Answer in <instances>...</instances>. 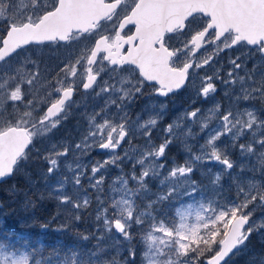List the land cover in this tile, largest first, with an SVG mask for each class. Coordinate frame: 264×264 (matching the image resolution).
Instances as JSON below:
<instances>
[{
	"label": "snow or ice",
	"instance_id": "1",
	"mask_svg": "<svg viewBox=\"0 0 264 264\" xmlns=\"http://www.w3.org/2000/svg\"><path fill=\"white\" fill-rule=\"evenodd\" d=\"M0 24V179L15 174L35 149L47 164L45 181L55 179L51 195L71 209L57 232L81 220L93 198L97 205L96 231H76L70 243L38 245L30 234L0 226V264H137L138 258L140 264H229L254 233L264 232V215L254 218L264 212V0H0ZM43 44L70 51L54 69L42 70L28 48ZM238 46H249L261 63L248 69L236 56L226 72L221 65L200 75ZM217 83L227 104L217 102L205 113L193 101L158 144L152 133L166 104L154 102L158 110L143 122L139 113L130 119L129 109L142 97L166 99L193 84L197 99L207 100ZM81 93L87 128L80 141L52 142ZM137 134L144 143L133 147ZM201 136L194 152L188 140ZM44 141L41 154L35 144ZM177 142L187 158L170 166L167 153ZM124 143L129 149L121 154ZM93 149L105 158L84 164ZM70 152L68 175L58 176ZM209 161L222 168L207 170L208 185L215 189L228 177L235 189L226 203L209 198L194 178ZM110 167L119 175L105 189ZM92 239L91 247L83 244ZM257 260L264 264V256L252 264Z\"/></svg>",
	"mask_w": 264,
	"mask_h": 264
},
{
	"label": "rangeland",
	"instance_id": "2",
	"mask_svg": "<svg viewBox=\"0 0 264 264\" xmlns=\"http://www.w3.org/2000/svg\"><path fill=\"white\" fill-rule=\"evenodd\" d=\"M70 51V49L65 48L63 45L57 47L54 44L51 45H44L43 48L37 49L34 54H36V58L34 59L38 61L41 64V69L43 70L45 67H48L50 69H54L56 65L65 58L67 52ZM30 55V53L28 52ZM202 55V54H201ZM236 56H240L242 58V62L246 63V66L248 69H251L254 64L259 65L261 63L260 57L258 54H253L252 49L249 46H238L231 50H226L224 53H221L218 57H216L217 63L213 65L212 68L206 67L202 71H200V75L203 76L205 73L211 75L213 68L220 67L221 65L224 66V71L226 72L228 70L227 61L229 58H234ZM243 75V72L240 73ZM196 84L199 83V78L194 77ZM218 91L215 94H212L207 100L203 99H197L195 96V87L193 84H188L184 89H182L179 92H176L173 95H170L168 98H157L155 100H149L147 98H140L130 109H129V116L130 119L135 120L137 117V114H140L141 122L144 120H147L150 115H152L156 110L155 108H152L151 105L155 102L157 104L164 103L167 105V108L164 111V116L161 120L158 121V124L156 128L154 129L152 133V139L155 143L162 142V139L164 138V132L163 129L169 124L172 123L178 116H180L186 109H190L192 107L193 101H195V107H199L204 111L207 112V109L213 107V105L217 102H220L221 104L226 105L227 100L224 97V91L225 88L222 84L217 83ZM151 88H145V92H150ZM74 100L76 101V104L73 106V108L70 111V114L66 121L62 123L61 126H59L54 133L51 136L52 142H62L67 143L70 145H75L77 142L80 141L82 134L84 133L85 129L87 128V121L84 116V113L86 111L85 109V100L83 97V94L76 95L74 97ZM88 108L87 111L91 112V104L92 102L89 100L88 102ZM146 106H148L146 108ZM257 108L260 107L259 104L256 105ZM11 111V109H8ZM23 111V109H21ZM198 130V129H197ZM224 143H227L228 141L225 139L223 141ZM144 140L140 137L139 134H137L136 137L132 138V146H140L143 145ZM188 143L192 145L193 151H197L199 148V145L204 143L203 136L199 138L198 141H193L191 139L188 140ZM48 147V142H37L35 144L36 149H40L41 154L44 153L45 149ZM125 149H129V145L127 143L123 144L122 149H118V151L123 154V151ZM97 149H93L87 156L83 158L84 164H91L94 161H102L105 158L104 153H97ZM76 155H79V153H76ZM230 155L232 156L233 160L238 159L239 153L238 151H231ZM30 159L24 162L20 169L15 174H20L22 178L24 179L25 183L29 185L30 190L33 191L36 195L39 196L40 200L41 198L51 199L53 200V204L55 206V210L57 211V221L60 225L62 222L66 220L68 215L71 212L70 207L68 206H60L58 201L51 195V186L54 185L55 179L49 178V180L46 182L44 179V173L46 172L47 164L43 162L42 160L38 159L35 149H33L29 153ZM187 158V153L183 150L182 143H174L170 146V149L167 153V161L169 162V165L171 166V162L175 160L177 163H183L184 160ZM73 161V153H69L67 157L61 158V168L60 172L57 174L59 175H68L66 168L64 165L66 163ZM125 171H128L131 165L125 161L123 165ZM222 168V165L218 164L215 161H209L205 162V164L196 171L195 177L198 179L203 186L206 187V191L208 193L209 198H218L220 199L221 203H226L228 200H230L234 194L235 189L230 187L231 181L228 177H225L221 181V185L217 188L213 189L210 185H208V176H207V170L211 169L213 173L220 171ZM236 171H239L237 169ZM235 174V172L233 173ZM119 175V170L115 167H110L108 169V174L106 175V181H105V189L108 188V185L111 184L112 180ZM12 186V185H11ZM83 186L85 189H88V181L85 179L83 180ZM149 187L156 191L157 182H152L149 184ZM68 189L71 190V186H68ZM9 191L11 192V188H9ZM89 194L93 195L91 189H88ZM23 199H19L18 201V207L22 208L23 210L27 212H31L33 208V204L29 203L30 198L27 197V194H22ZM45 196V197H44ZM96 208L97 205L95 203V200L93 198V203L87 208L82 209L80 211L81 220L74 222L72 227L69 229L71 233H74L76 231H79L84 234H89V228L91 226V223L93 224V232L96 231ZM2 212H0V215ZM262 215H264V212L257 211L255 213L254 218L259 219ZM29 218H32V215H29ZM79 224V225H77ZM80 228V229H79ZM92 232V233H93ZM256 234V233H254ZM91 243V246L96 243L95 239L89 240ZM106 244L110 245L114 243V240H107L105 242ZM121 253H123V249L120 250ZM240 253V252H239ZM237 253V254H239ZM112 255H115V253H111ZM236 254V255H237ZM234 255L233 257H235ZM256 264H259V261H256Z\"/></svg>",
	"mask_w": 264,
	"mask_h": 264
},
{
	"label": "trees",
	"instance_id": "3",
	"mask_svg": "<svg viewBox=\"0 0 264 264\" xmlns=\"http://www.w3.org/2000/svg\"><path fill=\"white\" fill-rule=\"evenodd\" d=\"M23 193L27 194L33 204L30 213L17 206L19 199H23ZM42 198L40 200L39 196L30 190L20 174H14L12 178L0 183V212H2L0 226L5 231L30 234L38 245L50 247L54 242L70 243L74 239L73 233L69 230L63 233L56 231L59 224L53 200ZM29 215H32L31 219ZM41 224H48V228H41ZM92 225L91 223L90 233L93 232ZM83 244L91 247L89 241H83ZM259 256H264V232L253 234L247 242L246 249L232 257L229 264H252L253 259ZM137 264H140L139 258Z\"/></svg>",
	"mask_w": 264,
	"mask_h": 264
},
{
	"label": "flooded vegetation",
	"instance_id": "4",
	"mask_svg": "<svg viewBox=\"0 0 264 264\" xmlns=\"http://www.w3.org/2000/svg\"><path fill=\"white\" fill-rule=\"evenodd\" d=\"M18 2H19V0H18ZM2 27H3V25L0 24V28H2ZM132 30L134 31V29H132ZM126 31H127V29H126ZM44 45H51V44H43V45H39V46H37V45L30 46L28 48V52L30 53L31 57L34 59H38V57L36 58V54H34V52H36L37 49L43 48ZM125 47H127V46H125Z\"/></svg>",
	"mask_w": 264,
	"mask_h": 264
},
{
	"label": "water",
	"instance_id": "5",
	"mask_svg": "<svg viewBox=\"0 0 264 264\" xmlns=\"http://www.w3.org/2000/svg\"><path fill=\"white\" fill-rule=\"evenodd\" d=\"M96 152L103 153L101 150H98V149L96 150ZM10 177H12V176H10ZM10 177H6V178L0 179V183L3 182V181H5V180H7Z\"/></svg>",
	"mask_w": 264,
	"mask_h": 264
}]
</instances>
